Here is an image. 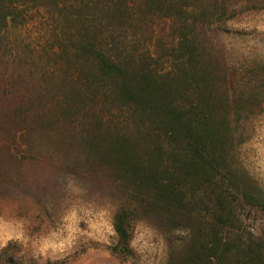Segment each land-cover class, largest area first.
I'll return each instance as SVG.
<instances>
[{"label": "trees", "instance_id": "obj_1", "mask_svg": "<svg viewBox=\"0 0 264 264\" xmlns=\"http://www.w3.org/2000/svg\"><path fill=\"white\" fill-rule=\"evenodd\" d=\"M263 12L264 0H0V195L41 203L72 180L114 203L121 254L146 224L164 264H264L241 211L264 213V184L240 154L264 55L226 40ZM33 24L42 47L23 32Z\"/></svg>", "mask_w": 264, "mask_h": 264}, {"label": "rangeland", "instance_id": "obj_2", "mask_svg": "<svg viewBox=\"0 0 264 264\" xmlns=\"http://www.w3.org/2000/svg\"><path fill=\"white\" fill-rule=\"evenodd\" d=\"M23 32L39 47L45 43L47 36L39 25ZM226 40L247 55H264V12L235 23ZM248 107L244 129L248 139L240 154L264 184V104ZM46 166L36 163L32 169L42 172ZM241 211L245 228L264 235V213L249 207ZM114 213L111 199L88 194L72 180L41 203L25 194L0 195V264H164V240L146 224L134 230L133 254L114 250L118 241Z\"/></svg>", "mask_w": 264, "mask_h": 264}]
</instances>
